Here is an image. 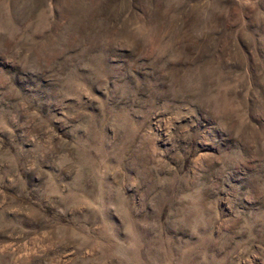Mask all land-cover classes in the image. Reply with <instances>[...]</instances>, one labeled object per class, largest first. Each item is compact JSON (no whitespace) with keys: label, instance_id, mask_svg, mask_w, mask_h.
<instances>
[{"label":"rangeland","instance_id":"374dc122","mask_svg":"<svg viewBox=\"0 0 264 264\" xmlns=\"http://www.w3.org/2000/svg\"><path fill=\"white\" fill-rule=\"evenodd\" d=\"M0 264H264V0H0Z\"/></svg>","mask_w":264,"mask_h":264}]
</instances>
